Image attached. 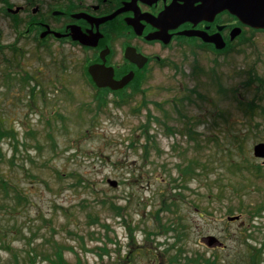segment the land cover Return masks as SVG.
<instances>
[{
	"label": "rangeland",
	"instance_id": "rangeland-1",
	"mask_svg": "<svg viewBox=\"0 0 264 264\" xmlns=\"http://www.w3.org/2000/svg\"><path fill=\"white\" fill-rule=\"evenodd\" d=\"M68 4L0 0V264H264V31L101 105L82 48L27 30Z\"/></svg>",
	"mask_w": 264,
	"mask_h": 264
},
{
	"label": "flooded vegetation",
	"instance_id": "flooded-vegetation-1",
	"mask_svg": "<svg viewBox=\"0 0 264 264\" xmlns=\"http://www.w3.org/2000/svg\"><path fill=\"white\" fill-rule=\"evenodd\" d=\"M221 3L224 0H69L61 15L66 17L61 28L66 35L62 38L88 55L83 62L77 61L86 83L96 91L119 95L133 90L153 63L167 62L166 50L179 47L185 54L188 45L193 53L200 49L222 57L235 46L250 43L248 33L264 31L244 23L229 9L223 8L212 17L200 13L201 8L212 9ZM76 13L83 15L75 17ZM111 15L114 16L104 20ZM39 22L44 29L46 21L41 18ZM73 26L94 37L96 44L82 45L73 40L70 35ZM218 44L222 47L218 48ZM135 53L146 58L135 60ZM91 65L112 69L116 81L133 74L122 88L99 87L88 75Z\"/></svg>",
	"mask_w": 264,
	"mask_h": 264
},
{
	"label": "water",
	"instance_id": "water-1",
	"mask_svg": "<svg viewBox=\"0 0 264 264\" xmlns=\"http://www.w3.org/2000/svg\"><path fill=\"white\" fill-rule=\"evenodd\" d=\"M229 9L233 14L237 15L244 23L255 27L259 29L264 28V0H224V3H221L220 5L216 4V6L212 9L209 8H201L200 13L205 15H210L211 17L215 15L218 11L221 9ZM37 9V8H36ZM36 9H34V12H36ZM19 11V8L16 10H12V12ZM59 11H54V15H58ZM83 14H75V17H81ZM114 15H111L106 19H109L113 17ZM46 30L41 33V37L46 36L48 33L52 32L55 36L61 37L62 34L57 31H51L50 27L46 25ZM71 36L74 40H77L81 42L84 45H95L96 41L94 42V37H88L85 33L81 31L80 28L75 29V27H72L71 30ZM93 38V39H92ZM218 48H221L220 44L217 45ZM142 55L136 54L134 55L135 60H142ZM90 74L96 83L97 86H110L113 89H119L124 87L128 81L131 79L132 74L128 76L123 77L120 81H116L113 79V70L108 69L104 65H91L89 67ZM254 153L257 156H264V143H259L254 147ZM113 184H116V182H113ZM209 244H219L217 240L214 237H209Z\"/></svg>",
	"mask_w": 264,
	"mask_h": 264
},
{
	"label": "trees",
	"instance_id": "trees-1",
	"mask_svg": "<svg viewBox=\"0 0 264 264\" xmlns=\"http://www.w3.org/2000/svg\"><path fill=\"white\" fill-rule=\"evenodd\" d=\"M37 16V15H36ZM37 18H39L38 16H37ZM41 18H39V19H35V20H33V21H29L28 23H27V30H29L28 32L29 33H33V32H37L38 33V31H40L43 27L40 25V22H39V20H40ZM18 20H20V18H19V16L17 15V18H16V21L18 22V24L20 23ZM36 33V34H37ZM36 37V36H35ZM37 38V37H36ZM140 80H141V78L140 79H138L137 80V86L135 87V88H138V87H140ZM97 96H100V103H102L101 105H104V104H106V101L108 100L107 99V96H108V94H107V92H105V91H103V90H98L97 91ZM119 98H121L119 101H118V105H121V103H124V102H127V100H128V98L126 97V95L124 96L122 93L119 95ZM8 132V134H10L11 135V133L9 132V130H6V129H4L3 127H1L0 128V146H1V140H2V138L4 137V135H5V132ZM15 145H17V144H15ZM1 148L2 147H0V152H1ZM189 170V167H186L185 169H183V174H187V171ZM3 178V177H2ZM0 187L4 190V191H7L8 192V188L9 187H11V185H8V183L5 181V179L3 178V180H1L0 181ZM58 256H59V258H63V256L61 257V252L59 251L58 252ZM177 259V258H176ZM209 259V258H208ZM172 261H175V262H178V261H176L175 259H173ZM209 261H210V259H209ZM247 264H262V261H261V259L259 260V262H255V261H253V260H248V262H246ZM32 264V263H31ZM59 264H66V262H64V261H60L59 262ZM209 264H211L210 262H209ZM212 264H214V262L212 263Z\"/></svg>",
	"mask_w": 264,
	"mask_h": 264
}]
</instances>
